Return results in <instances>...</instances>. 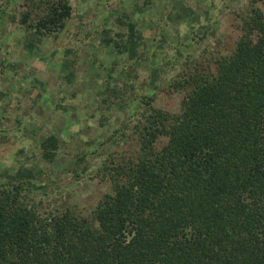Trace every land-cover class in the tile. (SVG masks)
I'll return each instance as SVG.
<instances>
[{
	"label": "trees",
	"instance_id": "1",
	"mask_svg": "<svg viewBox=\"0 0 264 264\" xmlns=\"http://www.w3.org/2000/svg\"><path fill=\"white\" fill-rule=\"evenodd\" d=\"M44 1L22 16L31 43L71 18L68 0ZM240 13L229 51L135 100L133 149L104 161L93 206L44 210L26 183H0V264H264V0ZM127 29L98 30L101 44L126 51ZM39 145L52 163L58 138Z\"/></svg>",
	"mask_w": 264,
	"mask_h": 264
},
{
	"label": "rangeland",
	"instance_id": "2",
	"mask_svg": "<svg viewBox=\"0 0 264 264\" xmlns=\"http://www.w3.org/2000/svg\"><path fill=\"white\" fill-rule=\"evenodd\" d=\"M248 1L68 0L65 27L31 43L22 16L45 1L0 0V183H26L44 210L93 206L108 191L96 177L104 161L133 149L135 100L184 62L229 51ZM129 22L126 51L101 44L100 29L127 40ZM49 135L59 140L52 163L39 147Z\"/></svg>",
	"mask_w": 264,
	"mask_h": 264
}]
</instances>
